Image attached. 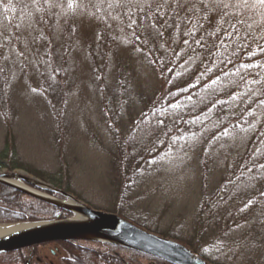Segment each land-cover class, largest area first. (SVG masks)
<instances>
[{"label":"rangeland","instance_id":"374dc122","mask_svg":"<svg viewBox=\"0 0 264 264\" xmlns=\"http://www.w3.org/2000/svg\"><path fill=\"white\" fill-rule=\"evenodd\" d=\"M42 1L0 0V168L61 187L91 209L198 250L210 263L264 264V104L246 110L264 95V69L238 61L264 50V4ZM168 6L179 21L200 15L207 23L183 41L170 21L164 30L139 17L140 10ZM233 19L252 38L241 46L227 36L231 53L222 57L234 62L231 76L222 73L199 89L208 74L197 78L196 64L221 47L217 22ZM181 43L184 54L186 43L195 47L183 63L172 51ZM185 117L188 124H180ZM19 194L30 209L18 222L58 220L54 209ZM7 219L0 214V224ZM37 253L45 264H64L58 243ZM119 253L130 264H152ZM18 258L6 254L0 264H26Z\"/></svg>","mask_w":264,"mask_h":264},{"label":"water","instance_id":"95a60500","mask_svg":"<svg viewBox=\"0 0 264 264\" xmlns=\"http://www.w3.org/2000/svg\"><path fill=\"white\" fill-rule=\"evenodd\" d=\"M21 173L0 172V186L61 210L70 217L0 224V228L23 226L0 236V256L50 243L89 241L132 251L164 264H211L181 243L148 232L117 214L91 209L73 195Z\"/></svg>","mask_w":264,"mask_h":264},{"label":"trees","instance_id":"16d2710c","mask_svg":"<svg viewBox=\"0 0 264 264\" xmlns=\"http://www.w3.org/2000/svg\"><path fill=\"white\" fill-rule=\"evenodd\" d=\"M40 3L43 4V1L41 0ZM171 8H172L171 6H168L165 8L154 9L152 12L149 10L144 11V12L140 10L139 11V14H140L139 17L140 18L142 16L147 17L151 21L154 20L152 23H157V24L159 23V24H163V25H165L168 21H170L171 25L173 24L174 30L178 29V32L181 31V35H179V38H182L183 36H185L183 38V41L189 40L188 38L190 36L192 37V35L195 32H197L201 28H204L206 23H207L208 18L201 19L200 15H196L195 17H193V15H192V17L186 21H184V19H183V21H181V20L179 21L178 18L181 17L179 15V12H178V14L176 12L173 13ZM191 8L194 11H197V10L200 11V9H202L197 3L193 4ZM129 11H132V10H129ZM225 14H229L232 16L233 12L232 13H225ZM203 16L208 17L207 15H203ZM254 16H253V18H254ZM185 17H187V15H184L183 18H185ZM221 19H222V17H221ZM241 20H242V18H241ZM178 23H184V26H182L180 29V28H178ZM171 25L170 24L165 25L164 30H169ZM216 27L218 28V34L216 35V37L221 42V44L219 45V46H221L220 49H218V51H213L211 54L208 53L206 56H204L205 58L203 57L204 61L202 62V64L197 62L200 59H195V61L197 62L196 67L200 66V69H198L197 72L195 71L197 78H200L201 74H203V75L208 74V77L206 75V77L204 78V81H202L201 86H199V89L202 87L203 84H206L207 81H213L214 78H216V77H222V75H221L222 73L226 74V73H228L227 72L228 70H231V68H229V67H231L234 64V62H232V61L230 62L229 57H226V58L222 57V52L231 53V50L228 46V37L227 36H230V35L232 36V34H234L235 40L237 42H239L238 45L242 46V45H244L245 38L247 37L248 39H251L252 35H253V34L247 33V31H246L247 25H243L242 23H240V21H238L236 19H233L232 21H227L224 24H222L221 21H220V23L217 22ZM259 28L261 31L264 32V25L259 26ZM172 31L173 30H170L169 33H171ZM171 34H175V33H171ZM198 34H202V30ZM236 37H238V38L240 37L241 40L236 39ZM162 38H163V41H165L167 39L165 35L162 36ZM181 45H182V43L179 45L176 44V48L172 49V51L177 56L180 55V53H181V51H180ZM192 45L193 44H191V45L190 44L188 45V43L185 44V46L188 47V51L186 54H184V51H182L181 55H183V56L179 59L180 63H183V62L187 61L188 59H190L191 57H193V48H195V47H193ZM187 47H184V49H187ZM206 50H208V49H206ZM177 51L178 52L180 51V53L179 54L176 53ZM238 52L241 53V50L239 49ZM254 52H256V51H254ZM256 53L257 54H254V55H251L249 53H245L244 56H241L243 58H240L238 61H242L241 63L247 62V63L253 64V66H247V68H251V69H257L258 68V69L262 70V69H264V65H263L264 64V50L256 52ZM167 58L168 57L166 56V60H167ZM242 67L245 69V67L243 65H242ZM210 70H214V71H210ZM209 71L211 72V74ZM231 73H228L227 75L231 76ZM244 77L247 80L254 78V76L252 74H245ZM256 79H258V77H256ZM176 88L177 87H175V89ZM223 89H224L223 94L226 97L227 93L230 91L228 89H226L225 87ZM235 92H237V90H235L232 94H234ZM169 100H170V98H169ZM250 102L252 104L248 103L246 110H252L251 113H254L256 110H258L260 108L262 103L264 104V95L259 96V98H257V99L253 98ZM256 102L260 103V104H256V106H255ZM208 106H210V105H208ZM217 106L213 110H218ZM201 111L202 110L196 112V117H199V114L201 113ZM218 111H217V113H218ZM217 113H216V111L214 112L213 116L214 115L215 116L213 117L212 120L216 121L215 119H216ZM187 118L188 117H185V121L184 120L180 121L181 122L180 124H188ZM225 124H229V121L227 120ZM228 128H226V130ZM0 166H3V164H1ZM242 178H240V177H239V179L237 178V180H235L236 181L235 184L237 183V185H238L240 182H243L244 179H242ZM228 186H231V188L233 187L232 181H231V183L228 184ZM255 189H257V187ZM4 192H5V193H3L4 194V203H5L4 206L6 208L0 209V214H2V215L5 214V216L8 218L6 221H23V220H25L24 219L25 218L24 213L26 211H28V209H30V207L25 208V206H23V202H18L19 198L17 196L16 197L13 196L12 195L13 192H11L9 190L4 191ZM33 202L37 203L35 201H33ZM44 207L51 208L49 206H44ZM15 208L18 210L24 209V212L22 211L23 216H20V211H18V210H17V212H19V213L13 212V210L14 211L16 210ZM51 209H54V208H51ZM54 211L56 212L55 216H57V217H55V218H57V219L62 218L63 215L65 214L64 212H62L60 210L54 209ZM60 245H62V247L65 248L67 250V252L69 253L70 260H69L68 264H109V263L110 264H125L120 258H117V257H110L109 258L108 255L103 256L101 253H98V252L94 253L92 251L86 250L82 253V249L76 243H71V242L69 243L68 242V243H60ZM192 250L194 252L200 254L198 250H196V249H192ZM9 255L19 257L17 259V261L22 262L24 260V255H23L22 251H18L17 253L16 252L11 253ZM203 258H205V257H203Z\"/></svg>","mask_w":264,"mask_h":264},{"label":"flooded vegetation","instance_id":"af4514ba","mask_svg":"<svg viewBox=\"0 0 264 264\" xmlns=\"http://www.w3.org/2000/svg\"><path fill=\"white\" fill-rule=\"evenodd\" d=\"M1 167V166H0ZM7 170L11 171L12 169H8L6 168ZM0 170H4V169H1ZM44 182V181H43ZM45 183V182H44ZM54 186V185H52ZM54 188H58V189H61V190H64L62 189L61 187H58V186H55ZM9 188H6V187H3V186H0V207L5 204L4 203V194L5 193L4 191H7ZM9 191L13 192V190L9 189ZM14 194H12L13 196H20L19 193L17 192H13ZM54 197H58L57 194H50ZM0 209H4L3 207H1ZM58 243V242H57ZM57 243H54V244H57ZM70 243V242H69ZM71 243H76L81 249H82V253L86 250L88 251H92L94 253H101L103 256L105 255H108V257H117V258H120L125 264H130V261L128 260V256H123V255H120L119 252H125L127 254H129L130 256H136V257H140V258H148L146 256H143V255H139V254H136V253H133L131 251H127V250H123V249H118L114 246H109V245H102V244H97V243H86V242H71ZM60 244V243H58ZM87 244V245H85ZM50 245V244H48ZM44 246H47V245H44ZM93 246H98L97 248H94ZM41 246H37V247H34V248H30V249H26V250H22V253L23 255L25 256V261H28L30 260V264H45L46 263V259L45 258H41L39 255L40 253H37V248H39ZM65 251H66V254L63 258V261L64 264H68L69 260H70V256H69V253L67 252V250L65 248H63ZM198 255H202V254H198ZM201 257H204L203 255ZM151 260L152 264H164V263H161V261L157 260V259H152V258H148ZM110 264V263H109Z\"/></svg>","mask_w":264,"mask_h":264},{"label":"bare ground","instance_id":"6f19581e","mask_svg":"<svg viewBox=\"0 0 264 264\" xmlns=\"http://www.w3.org/2000/svg\"><path fill=\"white\" fill-rule=\"evenodd\" d=\"M21 227H23V226H5V227H1L0 228V236H2V235H5V234H8V233H10V232H12V231H16V230H18V229H20Z\"/></svg>","mask_w":264,"mask_h":264},{"label":"snow or ice","instance_id":"6c2138e0","mask_svg":"<svg viewBox=\"0 0 264 264\" xmlns=\"http://www.w3.org/2000/svg\"><path fill=\"white\" fill-rule=\"evenodd\" d=\"M260 3L264 4V0H260Z\"/></svg>","mask_w":264,"mask_h":264}]
</instances>
